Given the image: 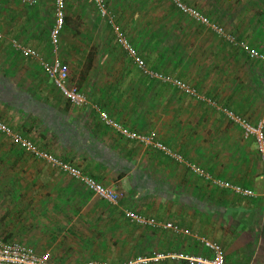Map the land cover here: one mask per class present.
Wrapping results in <instances>:
<instances>
[{"label": "crops", "instance_id": "0c3cea01", "mask_svg": "<svg viewBox=\"0 0 264 264\" xmlns=\"http://www.w3.org/2000/svg\"><path fill=\"white\" fill-rule=\"evenodd\" d=\"M193 1L211 8L213 18L222 8L221 23L231 35L264 53V0ZM89 2L95 9L93 0ZM50 3L0 0V120L39 149L121 190L124 197L117 205L108 203L0 133L2 240L32 247L54 264H124L156 253L210 257L202 243L206 239L221 246L226 264H264V162L255 140L227 117V111H234L257 123L264 116V78L259 80L263 61L224 39L217 53L222 72L200 83L167 71L159 48L139 52L149 69L186 81L216 102L211 104L148 77L116 45L118 36L107 20L96 9L92 14L93 7L83 0L74 2L78 10L73 12L66 1L65 27L54 54ZM13 41L45 59L58 56L86 103L73 105L39 61L17 51ZM102 111L130 129L156 130L158 139L182 160L124 137L103 123ZM194 164L255 195L215 185L198 176ZM126 209L172 223L179 231L138 225L143 236L132 239V225L137 224ZM101 230L108 231L106 238H100ZM132 243L140 247L139 255L132 253ZM146 264L182 261L169 257Z\"/></svg>", "mask_w": 264, "mask_h": 264}, {"label": "built area", "instance_id": "2783aa9c", "mask_svg": "<svg viewBox=\"0 0 264 264\" xmlns=\"http://www.w3.org/2000/svg\"><path fill=\"white\" fill-rule=\"evenodd\" d=\"M41 0H26L30 5H34ZM98 10L99 15L106 19L108 24L112 26L114 31L117 33L119 44L128 52L132 57L134 63L149 77L157 80H161L165 83L171 84L172 86L178 88L187 95L194 96L200 100L208 101L211 103V99L202 96L196 88L188 84L186 81L177 78L173 75H167L164 73L156 72L148 68L145 60L141 55L133 48L126 37L118 33V26L115 24V17L111 13L107 0H93ZM175 7L184 15L190 16L194 20L209 26L210 28L223 36L227 41L244 48L249 57L255 60H261L264 62V53L258 51L256 48L249 47L245 42L238 40L231 34H227L226 31L210 21L208 16H206L200 9L195 6L189 5L183 0H172ZM66 0H55V21L50 28V43L54 54L60 45L61 34L65 27L66 18ZM3 34L0 33V39ZM13 47L20 51L25 56L36 59L39 61L41 68L46 73V75L52 80L54 85L62 92V94L73 104L82 106L86 103V96L78 89L76 85L71 84L70 80V70L69 67L58 57L54 56L51 59L43 58L36 50L29 48L17 41H13ZM212 104V103H211ZM227 117L238 124L244 132L246 138H252L257 144L261 160L264 162V119L258 121L257 123L251 122L240 115H237L233 111H227ZM101 119L104 124L114 128L117 132L126 138L131 140H136L145 145L154 146L160 150H163L167 154L182 160V156L174 152L170 147L165 145L158 139V132L156 130H150L148 132H139L126 127L120 122L111 118L108 112H101ZM0 133L7 137H10L16 144L20 145L22 148L32 153L35 157L45 160L52 166L59 168L64 173L71 176L73 179L80 181L89 191L99 198L107 201L110 204L117 205L120 200L124 197V192L113 186H108L94 177L84 173L78 167L73 166L69 163L62 161L55 155L48 151L41 150L38 146L30 139L23 137L18 132L7 124L6 122L0 120ZM192 170L198 175L205 179L211 181L215 185L222 188H229L234 190L239 194L245 196H254L253 190L248 188H243L238 185H233L229 182L215 179L212 174L207 172L204 168L198 165H191ZM126 216L135 224L142 227H162L164 229H171L178 232L177 226L172 223L162 224L158 222L155 218L146 216L141 213L134 212L131 209L125 210ZM205 248L211 252V256L203 255H189L184 253H174V254H164L156 253L151 257L138 256L133 260H130L124 264H146L151 261H159L165 258H175L185 262V264H226V258L222 251V248L216 242H212L206 239L202 240ZM0 264H54L48 261L46 254L37 253L32 247L24 245L19 242H4L0 236ZM99 264H112L108 262H103Z\"/></svg>", "mask_w": 264, "mask_h": 264}, {"label": "rangeland", "instance_id": "374dc122", "mask_svg": "<svg viewBox=\"0 0 264 264\" xmlns=\"http://www.w3.org/2000/svg\"><path fill=\"white\" fill-rule=\"evenodd\" d=\"M50 1L52 26L55 21V0ZM66 1L71 12L78 10L75 8L76 3L74 2L76 0ZM171 1L107 0V3L111 13L115 17V24L119 28L118 33L126 37L138 53L140 52L141 54L145 49L150 50L151 47L159 48V50L163 51L160 61L162 66L165 67L167 71H173V75L176 73L185 80L190 81V79L192 80V78H195L197 81H201L200 83H203L208 79L210 74H216L218 76L222 72L221 67L223 65L218 63L220 62L219 57L221 59V55H217V53L218 48H221L225 38L216 33L212 27L210 28L207 25L199 23L190 16L180 13ZM188 2L195 4L196 8L200 9L205 15H207L212 23L222 27L227 34H231L229 32V27L221 23L220 10L222 8L218 11V14L216 12L213 18L211 16L213 15V11L207 5L193 0ZM86 3L88 7H93L90 6L89 0H83L85 6ZM95 9L98 11L97 8ZM95 9L93 7L92 14L96 13ZM216 10H214V12ZM67 11L68 10L66 9V13ZM97 14L99 15L98 12ZM120 19L124 20L122 24L119 23ZM109 27L112 29V26L109 25ZM124 32L127 33V36L124 35ZM243 42L249 47H253L249 42L245 40ZM116 45H119V43L117 42ZM59 49L60 45L58 50ZM167 56H172V59L170 61L166 60ZM260 76V78L258 77L259 80L264 78L262 74H260ZM261 90L264 91V86ZM211 103L215 104L216 102L212 100ZM262 119H264V116L260 120ZM142 231L144 230L140 229L138 225H135L134 227L132 226V239L136 238L139 234L142 235ZM107 233L108 231L101 230L99 232L100 238H106ZM120 233L121 232L115 233L116 239H122V234ZM134 244L135 243H132L131 246L132 251L136 250L137 252H141L139 246L133 247Z\"/></svg>", "mask_w": 264, "mask_h": 264}, {"label": "trees", "instance_id": "16d2710c", "mask_svg": "<svg viewBox=\"0 0 264 264\" xmlns=\"http://www.w3.org/2000/svg\"><path fill=\"white\" fill-rule=\"evenodd\" d=\"M207 16V15H206ZM142 57V56H141ZM143 58V57H142ZM145 60V58H143ZM146 62V61H145ZM150 67V66H149ZM151 68V67H150ZM149 77V76H148ZM234 112V111H233ZM235 113V112H234ZM134 227V225H132ZM132 253H135V256L136 255H139L140 252H137L136 250L132 251ZM182 264H185L184 261H182Z\"/></svg>", "mask_w": 264, "mask_h": 264}]
</instances>
